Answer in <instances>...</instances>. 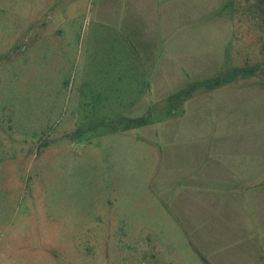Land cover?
Wrapping results in <instances>:
<instances>
[{"label":"rangeland","instance_id":"374dc122","mask_svg":"<svg viewBox=\"0 0 264 264\" xmlns=\"http://www.w3.org/2000/svg\"><path fill=\"white\" fill-rule=\"evenodd\" d=\"M247 63L264 0H0V264H264V73L169 103Z\"/></svg>","mask_w":264,"mask_h":264},{"label":"trees","instance_id":"16d2710c","mask_svg":"<svg viewBox=\"0 0 264 264\" xmlns=\"http://www.w3.org/2000/svg\"><path fill=\"white\" fill-rule=\"evenodd\" d=\"M259 73H264V63L257 65H251L247 63L245 66L233 67L223 74H219L215 77L203 81L194 82L188 88L183 89L171 96L169 98V103L173 105H180L190 100L193 97L194 93L201 88L217 90L238 79L256 77L257 75H259ZM131 121L139 123L140 119Z\"/></svg>","mask_w":264,"mask_h":264}]
</instances>
